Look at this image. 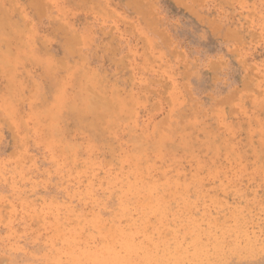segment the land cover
<instances>
[{"label":"rangeland","instance_id":"374dc122","mask_svg":"<svg viewBox=\"0 0 264 264\" xmlns=\"http://www.w3.org/2000/svg\"><path fill=\"white\" fill-rule=\"evenodd\" d=\"M0 264H264V0H0Z\"/></svg>","mask_w":264,"mask_h":264}]
</instances>
